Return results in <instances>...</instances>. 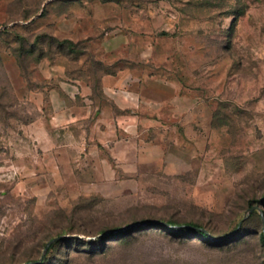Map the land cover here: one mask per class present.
Instances as JSON below:
<instances>
[{
    "label": "rangeland",
    "instance_id": "374dc122",
    "mask_svg": "<svg viewBox=\"0 0 264 264\" xmlns=\"http://www.w3.org/2000/svg\"><path fill=\"white\" fill-rule=\"evenodd\" d=\"M254 205L264 0H0V264H264Z\"/></svg>",
    "mask_w": 264,
    "mask_h": 264
},
{
    "label": "crops",
    "instance_id": "0c3cea01",
    "mask_svg": "<svg viewBox=\"0 0 264 264\" xmlns=\"http://www.w3.org/2000/svg\"><path fill=\"white\" fill-rule=\"evenodd\" d=\"M111 80H112V77L111 76H106L105 77L106 83L108 81L111 82ZM66 91L69 92L70 90H66ZM104 91H105V93H108V95H110L113 99H115L116 102H118V104H120V107L121 108L122 107L123 108L126 107V105H127L126 104V99L127 98H125V96H124L123 93L121 94L122 91L123 92H126V91H124V90H104ZM78 92L83 97V100L82 101L84 102V104H83L84 105V108L87 107V109H85V110H89L88 107H91L92 109L96 110V113H97L96 116L99 118L98 120H100V121L101 120H105V123H107V125H110L111 126V123L113 122V120L116 119L115 116L114 115H110V114H108V115L105 114V109H104V106L103 105H101V104L100 105L95 104V102H93L91 98L90 99L88 98L89 93H90V90H78ZM54 106H55L54 107V111L56 112V116L62 117L63 116L62 114H63L64 110L66 109V106L63 105V104H61V103H59L57 106L56 105H54ZM84 114L83 113L82 114L75 113V114L70 115L69 118H71V119L68 120L67 123L68 124L74 123L75 126L83 127V122L89 116L88 114L87 115L86 114L84 115ZM116 120H117V122L122 121V120H120L118 118ZM123 121H124V118H123ZM67 123L64 124V125L65 126L67 125V127H69ZM98 123H101V122H98ZM98 125L99 124H95V126H97V127H98Z\"/></svg>",
    "mask_w": 264,
    "mask_h": 264
},
{
    "label": "trees",
    "instance_id": "16d2710c",
    "mask_svg": "<svg viewBox=\"0 0 264 264\" xmlns=\"http://www.w3.org/2000/svg\"><path fill=\"white\" fill-rule=\"evenodd\" d=\"M255 206V205H254ZM261 208H262V206L261 205H259ZM253 207V206H252ZM251 207V208H252ZM263 209V208H262ZM255 211H260L259 209H256V210H254L253 212H255ZM264 211V210H263ZM253 212H251V213H253ZM261 212V211H260ZM263 218V217H262ZM161 222H158V224H160ZM162 226H164V227H167V225H162ZM190 229H196L198 232H200V233H202L204 236H206V237H208L209 236V234L207 233V231L206 230H204V229H202V228H198V227H196V226H194V225H181L179 228H175L173 231H175V232H183V231H188V230H190ZM124 233V232H123ZM263 242H264V234H263ZM65 239V238H64ZM64 239H62V240H58V241H63ZM58 241H56V242H58ZM55 242V243H56ZM55 243H53L52 245H51V247H50V249L52 248V246L55 244ZM50 249H49V251H50ZM48 251V252H49ZM48 254V253H47ZM47 254H46V256H47ZM45 256V257H46ZM45 259V258H44ZM40 261V260H39ZM38 262V261H37ZM42 262L43 261H41L39 264H42ZM35 263V262H34Z\"/></svg>",
    "mask_w": 264,
    "mask_h": 264
},
{
    "label": "water",
    "instance_id": "95a60500",
    "mask_svg": "<svg viewBox=\"0 0 264 264\" xmlns=\"http://www.w3.org/2000/svg\"><path fill=\"white\" fill-rule=\"evenodd\" d=\"M256 209H259V210L261 211V213H262V217H263V224H264V211H263V209H262L259 205H256V206H253L252 208H250V209H249V213L253 212V211L256 210ZM124 229H125V228H124ZM124 229H121L120 231H123ZM66 237H68V236H60V237H58V238L52 240V241L47 245V247H46V249H45V251H44V254H43V256H42V259H41L40 261H38V262H35L34 264H39V263L45 258L46 254L48 253V251H49V249H50V247H51V245H52L53 243H55V242L58 241V240H62V239H64V238H66Z\"/></svg>",
    "mask_w": 264,
    "mask_h": 264
}]
</instances>
